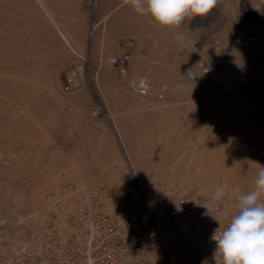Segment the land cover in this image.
Segmentation results:
<instances>
[{"label":"rangeland","instance_id":"1","mask_svg":"<svg viewBox=\"0 0 264 264\" xmlns=\"http://www.w3.org/2000/svg\"><path fill=\"white\" fill-rule=\"evenodd\" d=\"M130 9L124 0H0V244L27 239L49 195L101 193L130 179L127 166L144 192L223 186L234 210L233 189L254 187L264 166V0H218L208 27L190 31L149 16L143 54ZM95 140L92 152L114 147L117 158L74 168Z\"/></svg>","mask_w":264,"mask_h":264},{"label":"built area","instance_id":"2","mask_svg":"<svg viewBox=\"0 0 264 264\" xmlns=\"http://www.w3.org/2000/svg\"><path fill=\"white\" fill-rule=\"evenodd\" d=\"M75 84L69 73L66 88ZM121 172L130 179L101 193L82 187L49 195L48 213L27 239L0 244V264H215L211 237L219 222L226 226L223 213L235 211L228 195L208 210L212 194L195 183L151 184L144 192L130 166ZM133 223L141 234L130 229Z\"/></svg>","mask_w":264,"mask_h":264},{"label":"clouds","instance_id":"3","mask_svg":"<svg viewBox=\"0 0 264 264\" xmlns=\"http://www.w3.org/2000/svg\"><path fill=\"white\" fill-rule=\"evenodd\" d=\"M218 0H124L141 16L148 15L161 27L175 29L185 20L206 17ZM259 165V164H258ZM260 166V165H259ZM235 211H225L226 226L212 235L216 247L212 258L215 264H264V166H260L254 187L241 192L233 189ZM227 193L217 187L204 207L215 208Z\"/></svg>","mask_w":264,"mask_h":264},{"label":"crops","instance_id":"4","mask_svg":"<svg viewBox=\"0 0 264 264\" xmlns=\"http://www.w3.org/2000/svg\"><path fill=\"white\" fill-rule=\"evenodd\" d=\"M131 11H132V13L134 14V18H135V21H136V24H135V27H134V29H135V31H134V36H135V39H134V51H138V52H140V53H145V51H146V49H147V46H146V36H148L149 38H150V34H149V32L151 31V29H152V27L146 22V19L149 17L147 14L146 15H144V16H141V15H138L134 10H133V8L131 7V9H130ZM209 15V14H208ZM207 15V16H208ZM206 16V17H207ZM144 18H145V20H144ZM205 20V18H203V21ZM208 20V19H207ZM206 20V21H207ZM205 22V21H204ZM204 22H202V19H197V20H195V21H193V19H191L190 21H188V20H185L184 22H183V28L185 29V30H189L190 31V29H193V28H196V29H199L200 27H202L203 28V26L202 25H204L203 23ZM210 22H211V20H208L207 21V26L206 27H208V25L210 24ZM180 27V26H179ZM190 28V29H189ZM148 32V33H147ZM142 37H144V42H140V40H139V38H142ZM144 51V52H143ZM136 54V53H135ZM132 59H134V58H132ZM132 59L129 61V63L131 64L133 61H132ZM144 62H147L145 59H144ZM99 141V140H98ZM97 140H95V141H91V142H93L94 143V147L91 145L90 146V148H88V145H87V147H85L86 148V151H85V156H82V158H85V159H87V160H84V159H82V160H79L80 162H79V164H77V165H73V167L74 168H77L79 171H81V172H84L85 170H86V168H92L93 167V165L95 166L96 164L97 165H100V167H102V168H104V167H106V165L104 164V160H103V158L104 157H112L113 159L114 158H117V152L114 150V147H112L111 149H110V147H104L102 150L103 151H106L105 152V154L106 155H102V157H99L98 155H96L95 154V152H97V151H95V149H97L99 146H98V142ZM107 149V150H106ZM92 150H94L93 152H92ZM107 152L109 153L108 155H107ZM94 153V154H93ZM92 154H93V156H92ZM98 158H99V160H98ZM92 159V160H91Z\"/></svg>","mask_w":264,"mask_h":264},{"label":"water","instance_id":"5","mask_svg":"<svg viewBox=\"0 0 264 264\" xmlns=\"http://www.w3.org/2000/svg\"><path fill=\"white\" fill-rule=\"evenodd\" d=\"M214 14V13H216V9L214 8L213 10H212V12L210 13V14ZM209 16L210 15H208L206 18H205V22H206V20L207 19H209ZM197 19H203V18H201V17H196V18H193V21H195V20H197ZM208 21V20H207ZM204 22V23H205ZM207 23V22H206ZM131 228V230L136 234V235H139V234H141L142 233V227H141V225L139 224V223H133V224H130L129 225Z\"/></svg>","mask_w":264,"mask_h":264}]
</instances>
